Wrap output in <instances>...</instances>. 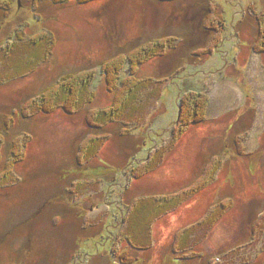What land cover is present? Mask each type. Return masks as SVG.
Returning <instances> with one entry per match:
<instances>
[{
	"label": "rangeland",
	"instance_id": "rangeland-1",
	"mask_svg": "<svg viewBox=\"0 0 264 264\" xmlns=\"http://www.w3.org/2000/svg\"><path fill=\"white\" fill-rule=\"evenodd\" d=\"M259 32L264 35V0H0V78L10 75L6 66L14 51L26 57L22 51L32 38L45 45V60L33 73L0 85V177L12 157V138H31L14 165L16 182L0 188V264H264ZM164 37L176 39V49L136 73L162 83L140 94L128 121L90 129L88 113L111 106L119 89L107 85L102 64ZM82 72H92L94 81L92 101L80 112L21 116L24 101ZM188 91L205 94L208 110L205 122L177 141L180 98ZM104 136L110 139L99 154L79 163L81 144ZM156 151L164 153L161 163L134 178L131 170ZM213 156L221 158L214 182L152 223L147 250L132 249L122 239L125 206L187 189ZM227 201L231 206L214 223L195 227ZM190 227L191 248L173 253L175 237Z\"/></svg>",
	"mask_w": 264,
	"mask_h": 264
},
{
	"label": "trees",
	"instance_id": "trees-1",
	"mask_svg": "<svg viewBox=\"0 0 264 264\" xmlns=\"http://www.w3.org/2000/svg\"><path fill=\"white\" fill-rule=\"evenodd\" d=\"M39 1L51 3L53 5H64L71 1H75L79 4H86L94 0ZM160 1L172 2L176 0ZM210 21H208V23L212 25L211 28H215V25ZM216 24L218 26L216 31L218 34H221L225 27V21L222 16H219ZM19 41L21 42L20 39ZM39 41L38 39L33 38L29 40L27 49L22 51V53H25L26 57H24L21 52H13L16 53V55L11 59L9 57V64L6 66L8 67L6 71H8L10 75L5 78H0V85H4L13 79L24 76V72H28V74L33 73L42 61L45 60V58H42L43 56H41L44 52L45 45ZM44 41L46 42L45 39ZM14 46L17 47L15 44ZM176 47V39L172 37H164L149 42L145 47L138 48L131 52L130 55L114 57L103 63L101 69L105 82L108 86L112 85L114 91L118 89V86L119 89L114 95L111 106L106 109L95 110L88 113L86 117L87 126L90 129L100 130L113 123H118L124 120L128 121L127 119L131 118V116L136 113L134 110H136L135 107L138 106L137 103L140 94L144 90L162 83V80L156 81L148 79L145 81L139 79L136 76L138 67L150 60L166 56L169 51L176 49ZM216 47L218 46L215 45L212 48L214 49ZM255 48L256 54H264V35L262 32H259L257 36ZM205 54L210 55V52L207 51ZM126 70H129L128 74L126 73ZM93 81L94 77L92 72L67 74L54 85L45 88L33 98L24 101L19 112L23 118H30L39 114L48 115L57 110L63 111L66 115H75L92 101L93 91L91 88ZM205 96L206 95L203 93L194 91H188L181 96V114L177 127L174 130V140L177 139V141H179L192 127L205 122L208 110V98ZM10 120V124L12 125L13 120ZM3 137L0 135V150L3 145ZM109 139L110 136H104L101 138L90 137L79 147L77 156L78 162L82 161L87 163L95 158L99 154L103 144H105L104 142ZM12 140L13 146L10 151L12 157L9 160L10 163L7 165L4 175L0 177V188L16 182L12 176L14 165L20 163L24 159L25 154H23V150L25 151L27 143L31 141V138L25 134H21L13 137ZM160 151H156L154 157L146 162L147 164L139 165L140 163H138L139 166H135L130 172L132 176L137 179L155 169L157 165L161 163L164 155L163 152L159 153ZM218 157L219 156H213L211 158L207 169H203L200 173L201 176L199 179L187 189L173 195L139 199L136 202L134 201L133 204L125 206L127 212L129 211L128 219L126 220L128 222V229L126 235H124L122 239H124L128 245L136 251L142 252L147 250L151 246L148 236L152 223L158 219V217L164 216L168 214L167 212L173 211L180 205V203L186 199L194 197L199 191H202L211 185L215 180L217 171L221 168V158ZM12 160H14L12 163L13 165L11 164ZM212 164L213 167L211 168L210 166H212ZM229 206H231V203L229 205V201H227L221 203L219 206L212 207L201 222L195 225V227H199L198 225L208 227L216 221L217 217L220 218V215H222L225 209L229 208ZM121 215H123V213H121ZM194 231L195 228L190 227L175 237L176 242L173 246V253H185L191 248L190 246L193 241ZM190 256L195 257L193 254ZM185 257L186 256L184 255L183 258Z\"/></svg>",
	"mask_w": 264,
	"mask_h": 264
}]
</instances>
